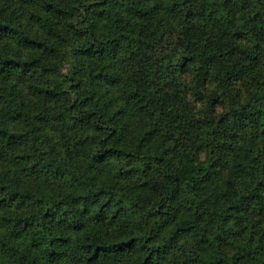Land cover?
<instances>
[{
    "label": "trees",
    "instance_id": "trees-1",
    "mask_svg": "<svg viewBox=\"0 0 264 264\" xmlns=\"http://www.w3.org/2000/svg\"><path fill=\"white\" fill-rule=\"evenodd\" d=\"M0 264H264V0H0Z\"/></svg>",
    "mask_w": 264,
    "mask_h": 264
}]
</instances>
